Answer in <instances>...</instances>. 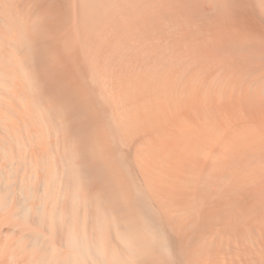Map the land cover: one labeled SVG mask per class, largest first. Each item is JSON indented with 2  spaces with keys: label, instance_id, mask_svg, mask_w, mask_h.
<instances>
[{
  "label": "bare ground",
  "instance_id": "6f19581e",
  "mask_svg": "<svg viewBox=\"0 0 264 264\" xmlns=\"http://www.w3.org/2000/svg\"><path fill=\"white\" fill-rule=\"evenodd\" d=\"M0 264H264V0H0Z\"/></svg>",
  "mask_w": 264,
  "mask_h": 264
}]
</instances>
